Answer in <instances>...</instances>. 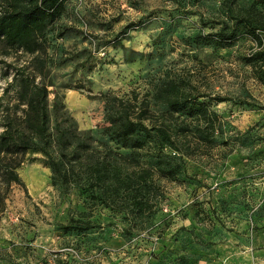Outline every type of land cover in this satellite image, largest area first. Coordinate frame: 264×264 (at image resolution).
Here are the masks:
<instances>
[{
  "label": "rangeland",
  "instance_id": "374dc122",
  "mask_svg": "<svg viewBox=\"0 0 264 264\" xmlns=\"http://www.w3.org/2000/svg\"><path fill=\"white\" fill-rule=\"evenodd\" d=\"M224 26L236 38L217 46L210 36ZM252 26H264V0H67L39 59L0 42V134L3 118L25 108L6 93L17 70L35 75L49 90L54 137L60 116L73 118L65 150L76 164L62 184L30 152L17 170L23 185L0 177V264H264V31L252 36ZM168 77L206 96L204 119L155 98ZM116 100L148 105L144 124L170 126L173 145L144 134L141 166L127 169L119 154L132 151L105 134ZM159 155L177 170L170 178L155 169ZM103 159L122 168L116 188L93 177ZM141 168L153 172L129 195L128 174ZM135 196L149 200L142 217L128 209ZM71 219L95 227L66 229Z\"/></svg>",
  "mask_w": 264,
  "mask_h": 264
},
{
  "label": "trees",
  "instance_id": "16d2710c",
  "mask_svg": "<svg viewBox=\"0 0 264 264\" xmlns=\"http://www.w3.org/2000/svg\"><path fill=\"white\" fill-rule=\"evenodd\" d=\"M67 0H0V42H3L9 49L29 54L35 59H39L41 54H45L47 47L46 35L49 29L61 18L65 12ZM264 31V26L248 27V32L252 36H256V30ZM257 37V36H256ZM236 38V29L228 30L227 26L221 28L215 34L210 36L215 45L223 46ZM42 73L43 69H39ZM19 73L14 78V82L9 84L6 93L14 88L17 104L15 107L25 106L21 110L22 115L18 118H12L8 114L3 118V131L0 134V177L3 179L7 187L12 184L23 185L22 179L18 173V168L22 164L23 159L30 152H38L43 154L51 168L54 178L59 179L62 184L67 183L68 175L74 166L67 160V150L65 147L66 134L71 132V124L68 119L72 117L60 116L61 121L57 128V136L51 132L50 115L48 112L49 90L46 85L36 82L35 75H25ZM155 98L162 101L169 109V113L178 114L184 118L204 119L208 114V109L200 98L206 97L188 96L181 90L180 84H177L169 77L164 78L158 88ZM7 95V94H6ZM6 96L2 97L5 100ZM107 107L109 109L111 99L104 95ZM1 100V101H2ZM217 102H225L228 99L222 96L214 97ZM118 103L117 111L108 115L110 126L105 129V134L118 147L130 149L132 151L130 157L119 154V157L127 169L141 166L135 158L139 151L145 147V142L141 137L150 134L151 131L156 132V136L162 143L173 145L172 129L170 126H152L148 128L144 121L149 119L150 110L148 105L141 104L140 108H136L129 100H116ZM56 111L57 107H54ZM136 118L133 119V115ZM62 123V124H61ZM67 123V124H65ZM56 147L54 148V143ZM86 142H78L74 145V161L78 154H83L88 149ZM112 153L110 147H106ZM73 154V153H72ZM172 161L167 160L162 155L156 159L155 169L163 178H170L177 170L172 166ZM97 169L93 175L95 181L110 187H115L120 180L119 174L122 172L120 166H113L110 161L105 159L93 164ZM153 172L152 169L141 168L139 174L135 170L128 174L126 184L131 195L135 190L136 180L146 181ZM104 176V182L103 180ZM141 183V182H140ZM146 184V183H145ZM142 187V186H141ZM145 188V187H144ZM132 189V190H131ZM141 190V189H140ZM139 190V191H140ZM112 196L100 194L103 201H112ZM129 210L135 217H142L145 213L146 205L149 200L143 197L135 196L130 198ZM72 227H81L82 229L93 228L95 224L90 222H81L77 219H71L66 229Z\"/></svg>",
  "mask_w": 264,
  "mask_h": 264
}]
</instances>
